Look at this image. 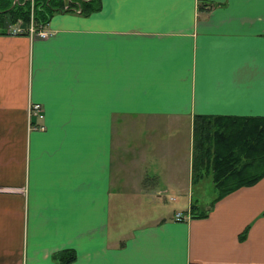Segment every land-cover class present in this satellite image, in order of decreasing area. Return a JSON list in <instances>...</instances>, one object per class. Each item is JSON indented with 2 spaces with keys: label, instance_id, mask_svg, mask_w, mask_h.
<instances>
[{
  "label": "crops",
  "instance_id": "obj_1",
  "mask_svg": "<svg viewBox=\"0 0 264 264\" xmlns=\"http://www.w3.org/2000/svg\"><path fill=\"white\" fill-rule=\"evenodd\" d=\"M98 1L0 25V264H264V175L191 196L194 115H264V0Z\"/></svg>",
  "mask_w": 264,
  "mask_h": 264
},
{
  "label": "trees",
  "instance_id": "obj_2",
  "mask_svg": "<svg viewBox=\"0 0 264 264\" xmlns=\"http://www.w3.org/2000/svg\"><path fill=\"white\" fill-rule=\"evenodd\" d=\"M77 4L81 12H87L97 8L99 1L77 0L72 3L70 0L63 7L61 0H33L34 22L36 25L45 23L52 11H72ZM28 6V0H0V25H4L5 20L10 22L17 17L26 22L29 18ZM193 132L194 147L200 144L197 148L201 149L198 152L200 157L209 158L212 153L211 181L217 189L215 196H222L237 186L251 184L264 175V115H223L214 121L205 115H194ZM226 136L233 137L224 145ZM195 211V205L191 203L190 215L197 216Z\"/></svg>",
  "mask_w": 264,
  "mask_h": 264
},
{
  "label": "rangeland",
  "instance_id": "obj_3",
  "mask_svg": "<svg viewBox=\"0 0 264 264\" xmlns=\"http://www.w3.org/2000/svg\"><path fill=\"white\" fill-rule=\"evenodd\" d=\"M232 137L233 136H230V137L226 136V139H225V141H223V144L227 145L228 142H230L229 138H232ZM198 152H201V149L198 150L197 146L193 147V156L194 157L192 159V165H196V164L199 163V161L205 160L206 163H207V168L206 169L209 170V172L212 173L213 172V161H212L213 157H212V153H211V157H209V158H206V157L205 158H201L200 154ZM195 155L197 156L196 159H195ZM210 161H212V162H210ZM192 171H194V170L192 169ZM191 178L196 179V173L195 172L192 174ZM206 179L207 180H204L203 181V185H202V186H204V188H203L204 193H201V188H199L197 183L192 185L191 196H192L193 199H195V198H197L199 196V200H201V197L204 198L205 202L210 200L211 194L209 193V191H210V187H211V181H209V180H211V179L208 178V177H206ZM130 211H131L130 209H127L124 212H125V214L128 215L130 213ZM127 218H125V219H127ZM128 222H132V219L130 221H126V223H128Z\"/></svg>",
  "mask_w": 264,
  "mask_h": 264
},
{
  "label": "built area",
  "instance_id": "obj_4",
  "mask_svg": "<svg viewBox=\"0 0 264 264\" xmlns=\"http://www.w3.org/2000/svg\"><path fill=\"white\" fill-rule=\"evenodd\" d=\"M28 10H29V15H28V19H29V22H28V25H27V29L26 31L28 33H35L39 36H44L46 35L47 31L42 29L41 27L37 28V27H33L34 26V23H33V0H28ZM33 23V25H32ZM22 30V28L19 26V25H14L12 26L11 28V32L13 33H18ZM40 104L37 103V102H30L28 104V112L30 113H34L36 114L38 117H41L42 116V113L40 112ZM182 216V214L180 212H176L175 213V218H180Z\"/></svg>",
  "mask_w": 264,
  "mask_h": 264
}]
</instances>
